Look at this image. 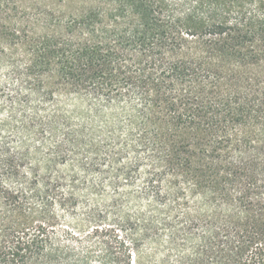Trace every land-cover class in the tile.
Wrapping results in <instances>:
<instances>
[{
    "label": "trees",
    "instance_id": "1",
    "mask_svg": "<svg viewBox=\"0 0 264 264\" xmlns=\"http://www.w3.org/2000/svg\"><path fill=\"white\" fill-rule=\"evenodd\" d=\"M0 66V264H264V0H0ZM81 186L131 241L61 222Z\"/></svg>",
    "mask_w": 264,
    "mask_h": 264
},
{
    "label": "rangeland",
    "instance_id": "2",
    "mask_svg": "<svg viewBox=\"0 0 264 264\" xmlns=\"http://www.w3.org/2000/svg\"><path fill=\"white\" fill-rule=\"evenodd\" d=\"M16 85L15 82L10 80L7 76V70L0 66V122H9L12 118L10 111H9V100L8 95H10L13 90L15 89ZM50 105H48L49 107ZM67 110L65 113L66 115L72 116V121L75 123H81L83 122L84 113H86V105L82 101H77L75 99H68L64 103V110ZM3 139V140H2ZM6 143L7 147H10L14 149L15 146L18 145L20 141V136L16 134L11 129H5L2 132H0V143L1 142ZM32 150L37 151L38 155L36 156V159H38V164H35L34 160L32 161V167H40V173L45 174L46 172L43 170L45 167V159L48 156V149L41 145L40 143H31ZM37 149V150H36ZM73 159L72 156L66 155L64 157H59L57 161L53 164L52 169L50 172L54 175L56 171H59L62 173L63 177H67L68 179H71L73 176H76L78 179L83 180L85 177V174L83 172H80L73 167ZM30 164H25L24 167L28 169V166ZM27 166V167H26ZM24 169V171H26ZM72 169L75 170V172H72ZM50 174V173H49ZM82 191L80 192V195L78 196V200L74 208L64 211L61 207L55 206L53 209L61 216V222L64 225H70L71 227H74V224L82 223L86 220L87 217V211L89 210L92 205L95 203L97 204L101 215L96 219L98 222H92L91 224H87L86 221L84 222V233H87L89 230L92 229V227L95 226V224H101L103 226L105 225H115L116 232L122 236L127 241H131V234L134 231L133 228V221L129 224H125L123 227L116 225V214L108 207V201H105V198L113 195V192L110 189H103L104 194L99 196H91L87 192L83 190V186H81ZM101 191L99 192V194ZM106 194V195H105ZM96 200V201H95ZM95 201V202H94ZM94 203V204H93ZM128 209V208H127ZM131 214L133 213L132 209L127 210ZM90 240H85L83 244V248H91L95 251V253H99L101 248L99 245L95 242ZM97 242V241H96ZM131 243V242H129ZM139 247L141 251H145L148 249H151V246L139 241L138 242ZM153 264H156L153 262Z\"/></svg>",
    "mask_w": 264,
    "mask_h": 264
}]
</instances>
